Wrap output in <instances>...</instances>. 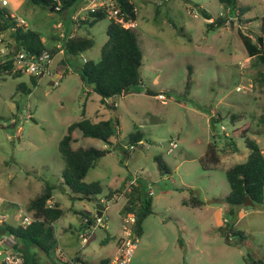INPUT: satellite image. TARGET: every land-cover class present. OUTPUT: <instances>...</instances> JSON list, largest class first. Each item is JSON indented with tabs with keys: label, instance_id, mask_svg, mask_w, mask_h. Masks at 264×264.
Segmentation results:
<instances>
[{
	"label": "rangeland",
	"instance_id": "374dc122",
	"mask_svg": "<svg viewBox=\"0 0 264 264\" xmlns=\"http://www.w3.org/2000/svg\"><path fill=\"white\" fill-rule=\"evenodd\" d=\"M7 1L6 8L14 17L41 35L47 51L64 48L60 38L65 33L89 36L95 45L84 55L65 57L66 75L61 72L64 66H59L64 56L57 54L47 74L39 75L36 86L25 74L0 80V197L20 204L5 210L6 223L21 225L19 215L27 213L28 204L46 184L56 185L50 204L58 203L64 216L55 224L61 244L52 260L70 264L79 253L87 256L89 263L97 262L109 257L123 237L125 194L133 183L141 181L152 193L154 214L146 223L131 264H264V204L239 209L236 228L244 241L227 233L226 223L235 210L226 201L231 193L227 171L250 155L245 141L236 140L237 152L219 143L221 162L208 170L201 164L208 145L222 135V126L229 136L236 128L250 126L248 136L264 152V79L260 75L264 67L248 57L238 33L253 39L261 36L264 0H237L234 14L218 0H191L188 4L182 0H130L137 10L131 29L143 50L141 84L126 96L107 101L116 108L103 105L97 95L88 96L89 88L80 76L85 61L101 58L108 39V18L91 28L76 25V21H86L88 0L67 14L31 6L26 0ZM195 5L213 20L226 18L227 23L209 30L211 21ZM4 41L9 47L13 42L8 36ZM22 84L30 93L21 89ZM160 94L165 100L158 98ZM232 116L237 117L235 124H231ZM112 117L121 124L120 147L109 149L104 142L84 138L79 131L74 134V148L109 149L85 178L87 184H101L105 211L104 225H92L94 234L84 246L78 236L84 217L77 213L94 214L96 210L92 203L75 200L68 193L59 143L69 126L83 118L98 122ZM216 119L213 125L211 121ZM137 132L145 141L133 148L130 135ZM171 143L177 148L170 153ZM156 157L168 173L159 171ZM192 196L204 206H186L184 202ZM39 258L40 264H52L42 254Z\"/></svg>",
	"mask_w": 264,
	"mask_h": 264
},
{
	"label": "trees",
	"instance_id": "16d2710c",
	"mask_svg": "<svg viewBox=\"0 0 264 264\" xmlns=\"http://www.w3.org/2000/svg\"><path fill=\"white\" fill-rule=\"evenodd\" d=\"M26 1L31 6L39 7L43 10L51 11L53 9V13L67 14L78 10L84 0ZM162 1L164 3L165 0ZM182 1L187 4L192 3L191 0ZM218 2L233 14L238 9L237 0H218ZM119 5L125 15V21L136 23L137 10L135 5L130 0H119ZM195 7L199 8L200 13L208 22L211 21L207 25L209 30L223 27L227 23L226 18L220 17L213 20L210 14L200 8V6L195 5ZM240 12L244 14L245 10L240 9ZM107 18L108 15L105 12L89 13L86 16V21H76L74 23L76 25L83 24L91 28L99 21ZM109 21L110 24L106 33L108 39L102 47L100 60L85 61L80 69V76L84 85L89 88L88 96L90 94L97 95L101 98L103 105L108 108H116L117 105L108 104L107 101L115 97H124L129 91L138 88L141 84L143 50L139 38L133 29L125 28L114 19H109ZM260 30L261 36L255 39L242 31L238 33L248 57L257 59V64L264 67V16L260 18ZM0 33H8L10 35L15 45V48H13L17 52L24 50L36 55L47 52L52 58L59 54V49L50 52L46 50L39 33L18 26L17 20L12 17L10 11L4 6H0ZM60 39L65 42V46L62 48L64 51L63 56L65 55V57L84 55L95 45L94 40L89 36L84 37L65 33ZM65 57L59 64L60 67L67 66ZM66 74L67 71L64 72V75ZM260 75L262 77L261 80H263L264 74ZM21 76L22 73L5 74L0 71V80ZM189 76L191 77V74ZM38 77L30 76L33 86H36ZM187 87H191V80L188 81ZM21 89L30 93L29 88L25 84L21 85ZM148 94L150 93L148 92ZM83 117H85V114H83ZM236 119V116H232L231 124H235ZM217 121L216 119L211 122L215 125ZM120 126V121L116 117L98 122L83 118L69 126L67 134L59 143V152L65 162V169L62 173L63 183L69 190L68 193L75 200L90 202L94 199L99 201L103 199L101 197L103 194L101 184L99 182L87 184L85 183V178L90 170L95 167L97 161L105 156L111 147H120L119 141H117ZM77 131L81 132L84 138L104 142L109 149L101 150L94 147L74 148L73 145L77 142L74 134ZM249 133L250 126L232 130L231 136L221 130L222 135L218 137V140L214 137V141L208 145L206 155L201 159V164L205 170L216 167L221 162L217 145L223 142L225 147L230 148L232 152H237L236 140L238 139H243L250 151V155L245 162L237 164L227 171L231 193L226 201L229 205L235 207L236 210L230 212L231 219L226 223L227 233L228 235L238 236L240 241H244L245 237L237 230L236 222L239 209L243 208L245 199L249 198L254 203V206L264 204V152L257 141L248 136ZM141 141H144L142 133L137 132L130 135L131 147L134 148ZM155 161L161 173L166 174L169 172L160 158L156 157ZM56 188V185L46 184L41 194L28 204L26 212L35 219V222L31 225L11 226L7 223L0 225V236L6 235L14 238L15 244L12 250L23 258V264H40L39 254L46 256L49 260L55 258L59 245L55 224L64 216V211L58 203L50 204ZM111 194H114V192ZM125 195L127 196V202L121 210L124 224L128 218L135 217L134 232L140 238L143 234L145 220L154 214L152 194L148 192L144 182L138 181L136 185H131L130 191ZM184 204L196 209L204 206V202L194 196L185 201ZM77 214L84 218L90 216L89 213ZM53 260L52 264H55ZM73 261L75 263L90 264L82 261L78 255L73 258ZM98 264H109V261L104 259Z\"/></svg>",
	"mask_w": 264,
	"mask_h": 264
},
{
	"label": "built area",
	"instance_id": "2783aa9c",
	"mask_svg": "<svg viewBox=\"0 0 264 264\" xmlns=\"http://www.w3.org/2000/svg\"><path fill=\"white\" fill-rule=\"evenodd\" d=\"M88 14L105 12L108 15V19H114L116 22L122 24L125 28L129 29L135 26V23L126 22L124 19V13L119 5V0H88ZM2 6L7 7L9 5L7 0H1ZM87 14V15H88ZM15 18V17H14ZM18 26L27 28L28 24L23 19H17ZM73 20H77L73 19ZM4 33H0V71L8 74H17L22 73L29 76H39L47 74L49 67L53 61V58L47 53L44 52L41 55L32 54L28 51H16L12 46H7L4 42ZM63 37V36H62ZM59 54H64V51L59 49ZM61 78L59 79V81ZM57 81L56 85L59 84ZM160 100H165V97L160 94L158 96ZM224 127H221V130ZM223 132L225 130H222ZM144 145V142H140ZM177 148L176 143L170 144L171 153ZM134 184V183H133ZM152 194V193H151ZM3 199L0 197V205L2 204ZM92 215L94 221L92 219ZM19 219L22 220V226H29L35 222L34 217L28 213H21ZM5 216L0 210V225L4 224ZM85 226H90V230H85L84 232L79 233V238L81 239L82 245L86 246L91 237V226L95 223L97 226H103L104 220L101 217H98L97 213L90 214L89 217L83 219ZM136 223L135 217H130L126 220L123 227V237L120 238L117 245V253L115 257L110 261L109 264H131L132 258L135 254V250L139 243V237L134 232V225ZM88 228V227H87ZM0 258L3 264H23V258L13 252V250H0ZM71 264H76L71 262ZM77 264H83L78 262Z\"/></svg>",
	"mask_w": 264,
	"mask_h": 264
},
{
	"label": "crops",
	"instance_id": "0c3cea01",
	"mask_svg": "<svg viewBox=\"0 0 264 264\" xmlns=\"http://www.w3.org/2000/svg\"><path fill=\"white\" fill-rule=\"evenodd\" d=\"M10 13H11V15H12V17L14 18V14L12 13V11H10ZM15 18H17V17H15ZM73 19H76V17L74 16L73 17ZM5 36H6V38H7V36H8V39H10V40H12V38L10 37V35L8 34V33H6V34H4ZM64 36V35H63ZM54 39L56 40L57 39V37H54ZM13 41V40H12ZM11 44V43H10ZM11 46L13 47V46H15L14 45V42H12V44H11ZM64 57H65V55H64ZM50 68V67H49ZM64 69H62L61 71L62 72H66L67 71V73H68V70L66 69V67H63ZM108 103V102H107ZM145 141V140H144ZM144 141H141V142H144ZM113 196V195H112ZM2 198V197H1ZM113 199L114 198H117V195L116 196H113L112 197ZM3 199V198H2ZM107 199H108V197H107ZM101 202H102V204H104V200L102 199L101 200ZM8 205H10V206H8ZM11 205H15V206H18V207H20V204H18L17 203V201H15V200H8V199H3V202H2V204L0 205V210H1V212L4 214L5 213V210H7V209H11L10 207H12ZM90 214V213H89ZM5 216V215H4ZM79 217H81V215H79ZM82 218V217H81ZM148 219H149V217L145 220V222H144V225H143V234L145 233V228H146V223H147V221H148ZM6 218H5V222L4 223H6ZM59 222V221H58ZM238 224V223H237ZM88 227V228H87ZM90 226H85L84 225V223H82V221H81V224H80V226H79V229H78V234L80 233V232H84L86 229L87 230H90V228H89ZM92 227V226H91ZM69 228H72V225H71V223L69 224ZM65 229V228H64ZM91 232L94 234V232L92 231V228H91ZM142 234V235H143ZM142 237V236H141ZM141 237H140V239H141ZM57 239H58V237H57ZM120 240V239H119ZM119 240H118V242H119ZM117 242V243H118ZM231 243V240H228V244H230ZM15 244V240H14V238L13 237H9V236H6V235H2V236H0V250L1 249H3V250H11L12 249V247H13V245ZM59 244H61V243H59ZM231 245V244H230ZM229 245V246H230ZM64 247H69V246H67V245H65L64 244ZM181 251H182V248L180 249ZM94 252V251H93ZM116 253H117V244H116V249H115V251L114 252H112L111 253V255L109 256V257H107V258H103V259H100L99 261H97V262H93V263H90V264H98L100 261H102V260H104V259H107L108 261H109V263H110V261L115 257V255H116ZM76 255H78V257H80V259L82 260V261H85V262H87V263H89V261H88V259H87V256H84V255H81V254H79V253H77ZM74 257H72L71 259H73ZM71 262H73V263H75L73 260L71 261ZM71 262H70V264H71ZM78 263V262H77ZM76 263V264H77ZM0 264H3L2 263V261L0 260ZM169 264H175V262L174 261H170V263ZM249 264V263H248ZM250 264H263L262 262H259L258 261V263L257 262H254V263H250Z\"/></svg>",
	"mask_w": 264,
	"mask_h": 264
},
{
	"label": "water",
	"instance_id": "95a60500",
	"mask_svg": "<svg viewBox=\"0 0 264 264\" xmlns=\"http://www.w3.org/2000/svg\"><path fill=\"white\" fill-rule=\"evenodd\" d=\"M51 12H53V9L51 10ZM41 76H43V75H41ZM90 203H92L95 206V210H96L98 217H100V218L103 217L105 207L102 204V202L97 200V199H94V200L90 201ZM253 206H254V203L249 198H246L245 202L243 203V207L247 208V207H253Z\"/></svg>",
	"mask_w": 264,
	"mask_h": 264
}]
</instances>
